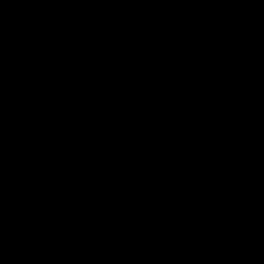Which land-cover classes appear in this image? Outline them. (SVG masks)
I'll list each match as a JSON object with an SVG mask.
<instances>
[{"label": "water", "instance_id": "95a60500", "mask_svg": "<svg viewBox=\"0 0 264 264\" xmlns=\"http://www.w3.org/2000/svg\"><path fill=\"white\" fill-rule=\"evenodd\" d=\"M0 264H264V0H0Z\"/></svg>", "mask_w": 264, "mask_h": 264}]
</instances>
